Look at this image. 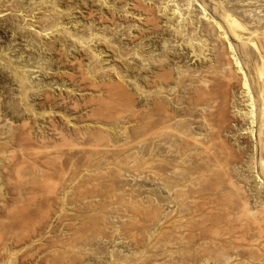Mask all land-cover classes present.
Segmentation results:
<instances>
[{
    "label": "rangeland",
    "instance_id": "1",
    "mask_svg": "<svg viewBox=\"0 0 264 264\" xmlns=\"http://www.w3.org/2000/svg\"><path fill=\"white\" fill-rule=\"evenodd\" d=\"M108 1V4H103L99 0H57L58 3L56 0H0V12L12 9L8 15L0 17V264H223L224 257L216 252L218 243L210 244V240L214 242L216 238L217 242L223 241L222 233L217 232L221 239L216 236L214 240V232L201 233L204 229L191 219L192 207L187 203L189 198L194 197H197V201L202 198L204 201L212 193L208 186L217 178L214 179L213 174L209 173L212 178L207 173V177L211 179L206 182L204 179L200 183L205 188L203 192L210 193L207 196L203 192L195 194L196 186L191 189L193 182L190 183V178L187 177L189 167L186 165L189 162L184 164L177 157L179 153L176 140L167 135L164 139L166 142L148 141L149 135L144 132L147 130L148 110L141 92L135 88L136 77L129 76L122 81L124 87L135 94V107L129 106L131 103L128 101L122 102V99L116 98L110 101L109 108V100L105 102L108 106H103L105 111L103 108L100 110V118L89 116L88 101L98 93L82 89L86 87L78 78L84 71L86 81H91L92 75L102 77L100 73L104 70L106 82H110V77L117 79V67L123 68L126 75L130 73V69H127L129 66L137 69L143 77L146 74L141 72V68L149 72L145 62L138 57H122L115 45L116 42H121V46L124 45L127 51H133L131 41L138 43L136 39L137 32L141 30L138 28L140 18L125 13L131 3L124 7L121 0ZM221 1L229 2V6L235 5L238 13L248 16V21L255 19L264 23V0ZM151 3L154 4V1L146 2L156 8L157 17L162 21L159 26L166 35L161 33L155 39L157 48L147 46L148 49L145 50L150 52L147 56H182L179 62L175 60L180 63H177V69L174 67L176 72L200 67L202 63L193 57L190 49L181 45L176 35L173 36L172 31L167 30L165 24L169 16L163 15V12L161 14L159 5L154 4L153 7ZM207 3V12L203 16L204 25L208 21H218L214 16L217 1ZM202 4L200 0H195L193 10ZM5 10L4 14H7ZM29 12L31 15L27 14ZM212 17H215L214 20ZM61 23L63 27L60 31L59 27L53 30V24L60 26ZM204 25L200 30H204ZM129 26H132L130 31ZM49 27L52 28L51 31L48 30ZM45 28L48 32L44 34L42 29ZM93 34L97 38L99 36V41L97 38L92 39L90 45L101 52L100 61L93 60L92 53L82 47L78 40L79 37L84 36L86 39ZM143 42L148 45L149 38ZM239 56L241 58L240 54ZM209 58L202 62L210 63L213 55ZM96 63L98 70L93 74ZM99 67H102L101 70ZM237 95L242 98L240 93ZM72 106L78 107V110ZM107 108L110 109L108 112ZM111 110L115 111L109 116ZM239 114L238 117H241ZM153 116L155 122L158 118L155 113ZM243 119L240 118L242 121ZM55 124L57 130L61 131L56 130L61 134L60 137L56 132L55 136L52 135V125ZM102 132L108 135L103 136ZM225 135L236 151L244 149L245 146L239 144L244 138L254 148L257 146L255 137H251L248 131L235 128L232 133ZM169 148L174 152L171 153ZM253 150L252 148L251 155H254ZM254 152L258 157V149ZM27 154L32 159L28 157L27 160ZM251 155L249 152L242 159L243 162L241 160V165L238 163V167L233 164L234 171L231 169V173L236 179L235 183L250 196L251 206H258L255 204L256 197L264 192V186L256 178L255 172L259 170L256 156L254 173L248 170ZM178 168H181L180 171ZM179 173L181 174L178 175ZM181 176H185L187 183ZM220 189H223L222 193H228L224 186H220ZM222 193L217 197L221 198L220 202L226 203L228 194L223 197ZM205 202H208L207 199ZM220 207L223 210V206ZM182 216L185 222L179 221ZM186 219L189 222L192 220L191 223ZM211 233L213 235L210 236ZM188 236L192 239H188ZM200 238L206 241H201ZM186 253L190 255L187 256ZM206 255L211 259L208 260Z\"/></svg>",
    "mask_w": 264,
    "mask_h": 264
},
{
    "label": "bare ground",
    "instance_id": "2",
    "mask_svg": "<svg viewBox=\"0 0 264 264\" xmlns=\"http://www.w3.org/2000/svg\"><path fill=\"white\" fill-rule=\"evenodd\" d=\"M86 1H88V0H86ZM121 1H123V2H121V4H123L124 7H127L128 3H131L130 5H128V7H129L128 10H126V12L125 11L124 12L126 14H130L132 16H138L140 18L141 23L139 24L138 28H141V30H140V32H137V39L136 40L138 43L131 41V44L134 45V47L132 48L133 51H131V50L127 51V48L124 45H122L123 47L121 46V44H122L121 42L120 43L116 42V44L115 43L114 44L118 46L117 52L119 51L121 53L122 57H125V58L135 59L136 57H138L139 59H141L142 62L146 63L144 65L149 67V68H147V69H149L148 70L149 72H147V71L145 72L144 71L145 69L142 70V68H141V72L143 71V73L146 74V77H143L144 75L142 76L141 74H139L137 72V69H135L132 66L131 67L129 66V67H127V69H130L129 70L130 73L126 69V73L128 72L127 73L128 75H126V74H124L125 72L123 71V68L117 67L115 69V71H116L115 77H117V79L110 77V80H109L110 82L107 81L108 82L107 83L106 77H105L106 74L104 75V73H105L104 70H103V73L102 72L100 73L103 75L102 77L97 76V78H96V75H92L91 81H88V80L86 81V78L84 77V75H85L84 74L85 71H84L83 74H81V76H79V78H78V81L81 84H84V86L86 87V88H82V89L83 90L87 89L88 92L93 91V92L98 93L97 95L95 93L96 96L93 95L94 98L89 97L92 100H90V99H89L90 101L87 100L90 104V107H89L90 110L88 111V112H90L89 116H94V117L98 118V116L100 114H102L101 113L102 111L100 112V110H102V108H103V111H105V108H106L105 106L107 105L105 102L107 100H109V101H107L108 105H109V106L108 105L107 106L109 108L110 103H111L110 101L113 99H116V98H118L119 100L122 99V102L124 100L128 101L129 103H131V104H129L128 102H126L129 104V106L131 105L132 107H135V104H136L135 103L136 97H134L135 94L130 92L126 87H124L122 81L124 82V79L129 78V76L136 77V80H134L135 81V88L141 92V95L145 100V103H144L145 108H147V110H148L147 111V113H148L147 118L148 119H147V123H146V125H147L146 129L147 130L144 131L145 134L147 132V134L149 135L150 140H148V141L150 142V141L157 140V142L158 141L159 142H162V141L166 142L167 140H164V139H165V137H168V136H170L171 138L176 140L175 145L178 144L177 145L178 146L177 152L179 153V155L177 157H179V160L183 161L184 164L186 162L187 163L189 162V164H190V165L188 164L189 166L186 165L189 168L187 169V167H185L188 170V172H187L188 174L187 173H185V174H187L188 175L187 177L190 178V183L193 182L192 183L193 186H191V189H194V186H196L195 187L196 190L194 192L195 194L203 192L205 189L202 186L203 183L202 184L200 183L201 181L203 182V180L205 179L204 182H206V181H208V179H211V178L207 177V173H208V175L213 174L214 179L217 178L216 181L214 180L215 182L214 181L212 182L209 180L212 183H210L211 186H208V187L209 188L211 187L210 190L213 194L210 193L209 191H207L208 188L206 187L207 188L206 194H208V192L210 194H209V196H207L205 194V192H203L205 194V196H207V198H205L204 201H202L203 198L201 200H199V198H198V200L200 202L197 201V197L190 199L189 197L191 196V194H190V196H188L189 200L190 201L192 200L190 203L188 202L189 200L187 201L189 206L192 207V211H191L192 218L191 219H193V221H195L196 224L198 223V225H200V227L204 229V230L202 229L203 231L201 233H203L204 231L207 232V234H209V232H212V233L214 232L215 237L213 238V240L216 238V236L217 237L219 236V235H217L218 234L217 232L222 233L221 236L224 237L223 241L218 240V242H217V238H216V241H214V242H212V240H210L211 241L210 244L211 243L214 244L215 242L219 244V245L216 244L218 246V249H217L218 251H216V252H218V254H220V255H222V257H224L223 258V261H224L223 264H264V192L259 193V195L256 197L257 203H255V204H257L258 206H256V205L251 206L250 196H247L246 195L247 193H244L245 192L243 190L244 188L243 189L240 188L239 185L237 183H235L234 180H236V179H234V176L231 173L232 172L231 169H233L232 165L236 164L238 167V163L240 164L241 160L249 152L251 155V149L252 148L254 149L253 150L254 155L253 154L251 155L252 160L249 158V160L251 161V164L250 165L248 164L249 166L247 165V167L249 168L248 170H250L249 171L250 173L253 172V170L255 169V156H256L254 151L257 152V149H258V152L256 153L258 155V157L256 156L257 157L256 165L259 168V170L255 173L257 175L256 178L258 179V182L262 183V185L264 186V23H262V21H260V20L255 21V19L248 21L247 20L248 18L246 19V17H248V16L244 17L243 13H238L237 12L238 8L235 5L229 6L230 5L229 2L226 3L225 1H221V0H200L203 4L200 7L198 6L199 7L198 9L196 8L194 10H193V6H194L195 0H151V1H154V4L159 5V8L158 7L157 8L160 9V13L163 12V15H165L167 17L169 16V18L166 20V24H165L168 27L167 30H169L170 32L172 31L171 34L173 33L174 34V35L172 34L173 36L176 35V39L178 40V42H181V45H185L186 47H188V49H190V51H191L190 53L193 54V57L197 58L202 63L200 67H196L195 69H191V70L187 69V71H184V70L180 71L181 70L180 69V70H178V72H176L177 63L179 62V59L182 58V56L179 57V56L175 55V57H173V58L168 57V55L167 56H163V55L162 56H156V54H154L155 56L151 55V57L147 56L148 53L150 54V52L146 51L148 49L147 46L152 45L153 47L156 46V48H157V45H156L157 41H155V39H157L158 36L160 37L161 33H162V35H166V33H164V30L161 29V26H159V24H161L162 21L160 20L161 18L159 19L157 17V12H156V8L154 7V4L151 3V4H153V7H154V8H152V5L149 6L146 4V2H148V0H121ZM207 1H215V2L217 1L216 8H214V16L218 19V21L217 20L215 21L214 20L215 17L214 18L212 17L213 18L212 20H214V21H208L209 23L207 25H204L203 24V19H204L203 16L207 12V8H208ZM239 1L245 2L247 0H239ZM56 2H57V0H56ZM99 2H101L103 4H108L109 1L108 0H99ZM170 3H172V4H170ZM1 4H3V2H1ZM52 7H54V6H52ZM263 7H264V5H263ZM4 10H3V12H0V17L8 15L9 12L12 11V9H11L8 12L7 11L8 9H7V10H5L7 12V14H4ZM30 12L27 14H30ZM34 12H35V9H34ZM60 13H61V11H60ZM66 13H68V12H66ZM26 15H24V16H26ZM30 15H27V17L28 16L30 17ZM244 15H246V14H244ZM19 16H21V12H20ZM207 16H208V14H207ZM207 16H205V17H207ZM32 17H34V16L32 15ZM24 18H26V17H24ZM249 18H251V17L249 16ZM208 20H210V19H208ZM113 21H114V19H113ZM48 22H50V21H48ZM248 23L252 24V26H249L250 24H248ZM56 24H58V23H56ZM134 24H135V22H134ZM59 25L60 26L53 24L52 26H55V27H53V30L55 28L59 27L58 31H60V28L63 27V24L61 23ZM202 25L205 26L204 30H200V28H202ZM131 28H132V26H129V31ZM136 28H137V25H136ZM57 29H56V31H57ZM42 30L44 31V34H45L46 31L47 32H48V30L51 31L52 28L49 27L48 30H47V28L42 29ZM88 30H89V28H88ZM165 32H167V31H165ZM96 36L97 35L93 34L92 36H88L86 39L84 36L82 38L79 37V39L78 38L77 39L79 40L82 47L88 49L92 53L91 57L93 58V60H95V61L99 60L100 61V59H102L101 52L96 51L97 50L96 47L92 46V44L90 45V43L94 39L97 38ZM152 36H154V38H150ZM109 38H108V40L110 41ZM146 38H149V44L148 45H145V43L143 42ZM97 39L99 41V36ZM105 40H107V39H105ZM166 41L169 42L168 40H166ZM52 46H55V45L52 44ZM49 47H51V46H49ZM124 47L126 48V50H124L125 49ZM52 48L54 49V47H52ZM231 54H233L232 58L230 57ZM239 54L241 55V58H243V61L241 60ZM210 55H213L212 59H214V60L211 59L210 63L204 64V62H202V61L207 60V58H209ZM169 58H171L173 60H171V59L169 60ZM118 59L120 60L121 58L118 57ZM118 59H116V60H118ZM167 60H169V61H167ZM175 60L176 61L178 60V62H175ZM121 61H122V59H121ZM105 62H106V60H105ZM124 62H125V60H124ZM178 64H180V63H178ZM79 65H80V63H78V66ZM93 65L91 64V66H93ZM104 65H105V63H104ZM96 66H97V63H96ZM127 66H128V64H127ZM172 66H173V68H172ZM183 67H182V69H183ZM100 68H102V67H99V69ZM78 69H79V67H78ZM96 69L98 70V66L92 71L93 74L97 73ZM80 71H82V70L80 69ZM106 71H107V69H106ZM112 71H114V70H112ZM78 72H79V70H78ZM90 75H91V73H90ZM97 75H99V74H97ZM176 75H177V77H175ZM110 76H112V75H110ZM138 76L140 78H137ZM68 77L70 78L71 76H68ZM72 77H74V76H72ZM86 77H87V75H86ZM74 80H75V82H77L76 78ZM172 84H173V86L174 85L175 86L173 87ZM71 85H73V84H71ZM81 86H78V87L81 88ZM76 87L77 86H75V88ZM93 92H91V93H93ZM136 93H138V92H136ZM238 93H240V95H242V98H238V95H237ZM49 98H50V96H49ZM65 105H67V104H65ZM77 105H78V103H77ZM82 105H84V104H82ZM174 106H175V108H174ZM72 107L77 108V110H78V107H74V106H72ZM112 107H114V106H112ZM15 108H16V106H15ZM108 108H107V112H108V110H110ZM112 111L113 110H111V112H109V116L112 113ZM154 113L156 114V116L158 118L157 120L155 119L156 120L155 122L153 121V117H154L153 114ZM237 114L241 115V117L244 118L243 121L240 120L241 117H238ZM109 116L107 115V117H109ZM99 118H100V116H99ZM103 118H105V116H103ZM88 119H89V117H88ZM91 120H93V119H91ZM96 120L97 119H95V121ZM100 120H103V119H100ZM105 120H107V118ZM244 122H245V124H244ZM97 123L101 124L99 121ZM52 126H51L53 128L52 131H54L52 133V135L55 132L58 133L57 131H60V130H57L56 124L52 125ZM235 128H237V130H239V131H243V130L248 131V134L251 137H255L256 145H257L256 148H254L255 146H252V144L249 143L247 138L246 139L244 138L242 143H239V144H240V146L243 147V145H244L245 147H243L244 149L239 150L240 152L237 150L238 151L237 152L236 148L231 146V144L229 143V139L225 135L226 133L227 134L232 133V131H234ZM27 134H28V132H27ZM58 134H56V135L58 136ZM102 134H104V132H102ZM60 135L61 134H59V137H60ZM107 135L104 134L103 136H107ZM54 136H55V134H54ZM99 136H101V135H99ZM99 138H102V137H99ZM27 139H28V136H27ZM31 139H32V137H31ZM27 141L29 142L30 140H27ZM25 142H26V140H25ZM154 143H156V142H154ZM172 143H174V141ZM170 147L172 148V146H170ZM169 151H170V148H169ZM172 151H170V152L172 153ZM33 154H35V153H33ZM26 157L28 160L29 155ZM34 157L35 156L33 155V158ZM29 158L32 159L31 157H29ZM243 160H242V162H243ZM180 161H179V163H180ZM250 161H248V162H250ZM176 163H178V162H176ZM22 164L24 165V163H22ZM174 166H175V164H174ZM181 168H178V170ZM235 170H236V168H235ZM233 171H234V169H233ZM250 173H249V175H251ZM180 174L181 173H179L178 175H180ZM233 174H236V172H234ZM189 175H191V177ZM181 177H183V176H181ZM189 178H187V179H189ZM235 178H236V176H235ZM180 181H182V180H180ZM184 181H186L185 178H184ZM181 183H183V182H181ZM186 183H187V181H186ZM179 185H178V187H179ZM204 185H207V184H204ZM220 186H224V188L227 190L226 193L228 192L227 193L228 197H226L227 194H225L224 192H223L224 193L223 194L221 192L223 189L221 190ZM242 187H245V186H242ZM188 188H190V187L188 186ZM182 192H184V191H182ZM190 192H191V190H190ZM179 193H181V192H179ZM221 193H222L223 197L226 195L225 197H226L227 202L226 203L224 202L225 204L223 202H220L221 198L219 199L218 198L219 196L217 197V195H220ZM187 194H188V192H187ZM180 196H178V198ZM183 198H184V196H183ZM206 199L208 202H205ZM222 200H224V199H222ZM181 203H180V205H181ZM219 204H220V206H223V210L225 209L224 211L219 206ZM222 212H223V214H222ZM185 213H187V211ZM182 218H183V216L179 218L180 219L179 221L185 219V218L184 219H182ZM191 221L190 222L188 221V222L191 223ZM184 222H185V220H184ZM172 225H175V223ZM187 227H188V225H187ZM177 228H179V227H177ZM167 231H169V230H167ZM182 232H183V230H182ZM212 233L210 234V236L213 235ZM188 237H190V236H188ZM219 238L221 239V237H218V239ZM188 239H192V238L190 237ZM201 241H206V240L201 239ZM200 244H202V242ZM202 246L203 245H201V247ZM213 249H214V247H213ZM196 250H198V249H196ZM181 251L183 252L184 250H181ZM213 252H211V254ZM184 253L185 252H183V254ZM187 253H186V255H187ZM198 254L199 253L197 252V255ZM218 254H216V255H218ZM188 255H190V254H188ZM203 256H205V255H203ZM206 256L208 257V255H206ZM210 256H212V255H210ZM217 257H219V256H217ZM222 257H219V258H222ZM209 258L211 259V257H208L207 259L209 260ZM216 262H217V260H216ZM221 262H222V260H221Z\"/></svg>",
    "mask_w": 264,
    "mask_h": 264
}]
</instances>
